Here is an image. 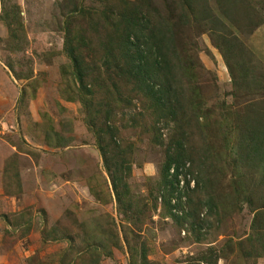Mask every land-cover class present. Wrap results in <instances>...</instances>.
<instances>
[{
	"label": "rangeland",
	"instance_id": "1",
	"mask_svg": "<svg viewBox=\"0 0 264 264\" xmlns=\"http://www.w3.org/2000/svg\"><path fill=\"white\" fill-rule=\"evenodd\" d=\"M106 1L0 0V13L6 6H20L28 39L27 44H20L19 39L10 41L6 24L0 20V264H80V252L85 249L76 237L80 233L76 223L86 222L89 233L98 226L100 232L101 227H110L105 215L115 220L120 237L123 235L127 242L113 249L111 257H102L100 264H131L128 243L139 249L143 244L153 264H194L211 248L229 255L217 264H264L263 257L246 258L238 249V243L245 244L250 234L253 214L244 200L234 199L233 179H238L240 166L228 147L236 138L230 129L237 121L236 113L243 112L251 95L236 88L214 42L216 38L205 28L193 26L181 31L186 47L183 54L191 58L194 75L176 76L186 90L184 124L191 122L187 127L191 131L187 154L192 160L184 163L182 173L184 183L188 180L191 186L187 193L197 203L211 191L221 206L216 217L205 218L204 240L198 243L195 233L179 229L160 200L157 210H148L147 217L142 218L145 225L137 234L135 219L132 224L126 222L115 199L108 196L112 190L110 177L100 146L86 124V112L77 96L79 86L74 82L64 44L65 26L76 15L75 30L89 31L92 52L84 53L87 62L105 67L100 41L92 32L94 20L85 18V11L95 13L106 4L117 5V0ZM244 1L235 6L241 26L230 28L245 45L244 60L253 64L245 75L250 81L258 80L251 89L264 93V84L259 81L264 79V22L256 26L264 21L259 15L264 12V0H254V11L248 10ZM153 3L168 10L160 0ZM208 5L220 13L217 0H208ZM75 8H82L83 16L74 13ZM238 59H231V64ZM247 85L244 81L242 86ZM97 90L103 97L104 90ZM191 101L197 105L195 112ZM145 106L136 98L132 106L118 109L113 117L121 131V150L132 165V193L141 201L142 211L144 205L148 209L156 202L166 156V147L154 144L159 133L153 129L151 111L138 114ZM164 125L160 135L166 143L170 137L179 136L173 123ZM248 170L253 185L250 191L256 192L255 176H263V171L256 167ZM200 178L210 182L195 191ZM95 218L101 221L97 226ZM54 234L63 239L49 240ZM73 238L75 242L71 243ZM67 249L66 260L61 262ZM243 249L248 250L246 244ZM83 258L87 261L88 255L83 253Z\"/></svg>",
	"mask_w": 264,
	"mask_h": 264
},
{
	"label": "trees",
	"instance_id": "2",
	"mask_svg": "<svg viewBox=\"0 0 264 264\" xmlns=\"http://www.w3.org/2000/svg\"><path fill=\"white\" fill-rule=\"evenodd\" d=\"M160 1L167 6L166 12L157 7L153 0H117L116 6L106 4L103 10L95 13L85 11V18L94 20L91 21L94 24L92 32L100 41L104 68L87 62L84 53L92 52L89 31L84 33L75 30L76 15L71 17L65 26V52L73 66L74 82L79 86L77 96L86 112L88 129L100 146V153L110 177L112 190L108 191V196L112 201L115 199L119 213L126 222L132 224L135 219L133 224L137 228V234L145 225L142 218L147 217L148 210L156 211L157 202L160 200L179 229L195 233L198 243L204 240L203 230L207 226L204 224L205 218L216 217L221 206L217 202V195L211 191L207 192L204 199L195 203L191 194L187 193L191 187L189 181L186 180L181 185L184 163L192 160L187 154V141L191 133L187 127L191 122L184 124L187 114V102L184 99L186 90L184 83L176 76L179 77L180 73L186 77L189 74L194 75L191 58L183 54L186 47L181 42V31L193 26L205 28L206 32L216 38L214 42L227 63L236 88H243L247 96L251 95L250 99L245 101L242 114L236 113L237 121L230 127L236 138L228 147L240 166L237 171L238 179H233L234 199L239 202L244 200L253 214L251 231L245 242L248 250L243 249V242L238 243V249L245 252L246 258H264V93L262 89H251L258 80L250 81L249 76L245 75L251 72L249 66L253 64L244 60L245 45L230 28L241 26L242 21L237 17L240 12H236L235 6L242 0H217L219 14L209 7L208 0ZM244 2L242 4L248 10L257 9L254 0ZM262 5L264 6V1ZM74 13L83 16L81 13L84 12L82 8H75ZM261 13L259 12V15L264 19V12ZM250 18L249 16L246 19ZM0 20L6 24L10 41L19 39L20 44L28 43L20 6L4 7ZM263 22H258L256 26ZM253 30L251 29L250 33ZM237 57L239 59L237 62L233 61L232 65L231 59ZM244 81L248 83L247 86H242ZM259 81L264 84V79ZM98 88L104 90L103 97L98 95ZM126 92L129 93L128 96ZM131 94L134 96L130 97ZM136 98L146 105V109L138 114L151 111L154 118L153 129L159 133L155 136L154 144L166 147L165 161L160 169L159 195L155 198V204L148 209L144 205L143 211L140 210L141 201L132 193L129 183L132 165L121 150V131L113 119L118 109L132 106ZM196 107V103L191 101V110L195 112ZM197 109L200 111L199 107ZM196 119L199 120L198 117ZM133 121L135 127L136 121ZM172 123L179 136L170 137L166 143L160 135L161 126H170ZM250 167H256L259 172L263 171V176H255L256 183L253 188L256 192L250 191L253 186L248 180ZM237 175L234 174V177ZM206 181L205 178L198 179L195 191L206 187L210 180ZM204 210L206 211L202 212ZM104 217L106 222L110 219V227L106 229L109 224L106 228L101 227L100 232L97 225L101 221L98 218L94 220L97 227L91 233L87 231L86 222L76 223L80 231L76 237L85 249L80 252V264H100L102 257H111L113 249H120L122 242H127L123 235L120 237L115 220L110 215ZM48 238L54 241L63 239L55 234ZM70 242H75V239ZM128 247L132 256L131 264H153L148 259V252L143 244L140 249L133 247L132 243H128ZM68 249L61 262L66 260ZM83 253L88 255L87 261L84 260ZM228 256L211 248L208 249L207 255L200 257L194 264H217L221 258H229Z\"/></svg>",
	"mask_w": 264,
	"mask_h": 264
},
{
	"label": "built area",
	"instance_id": "3",
	"mask_svg": "<svg viewBox=\"0 0 264 264\" xmlns=\"http://www.w3.org/2000/svg\"><path fill=\"white\" fill-rule=\"evenodd\" d=\"M184 184V180H181V185H183Z\"/></svg>",
	"mask_w": 264,
	"mask_h": 264
}]
</instances>
